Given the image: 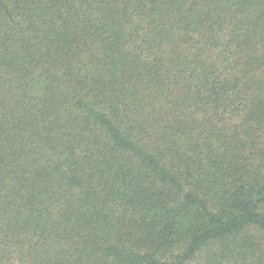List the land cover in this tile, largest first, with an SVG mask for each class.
I'll list each match as a JSON object with an SVG mask.
<instances>
[{
    "label": "trees",
    "instance_id": "16d2710c",
    "mask_svg": "<svg viewBox=\"0 0 264 264\" xmlns=\"http://www.w3.org/2000/svg\"><path fill=\"white\" fill-rule=\"evenodd\" d=\"M0 264H264V0H0Z\"/></svg>",
    "mask_w": 264,
    "mask_h": 264
}]
</instances>
